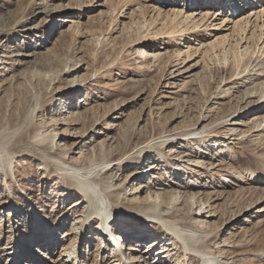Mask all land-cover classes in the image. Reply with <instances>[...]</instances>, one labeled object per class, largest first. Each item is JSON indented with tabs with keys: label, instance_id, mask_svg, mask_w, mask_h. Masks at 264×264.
I'll list each match as a JSON object with an SVG mask.
<instances>
[{
	"label": "rangeland",
	"instance_id": "rangeland-1",
	"mask_svg": "<svg viewBox=\"0 0 264 264\" xmlns=\"http://www.w3.org/2000/svg\"><path fill=\"white\" fill-rule=\"evenodd\" d=\"M129 1L0 0V264H129L131 256L138 260L133 264H200L155 219L158 206L166 220L210 234L208 248L224 250V261L264 264V213H258L264 185H246L252 175L264 176V132H255L246 117L258 111L264 93V76L256 74L264 73L261 25L254 17L249 41L238 44L242 2L239 13L226 9L210 21L216 32L202 27L176 34L154 9L168 11L165 3L175 1L200 19L212 5ZM235 81L246 83L232 89ZM231 129L226 151L232 152L221 154ZM196 133L206 136L205 144H197L202 134ZM48 135L55 144L42 142ZM169 136H177L175 144H151L141 163L117 165ZM7 143L10 159L2 150ZM90 155L115 160L103 176L112 197L152 217L127 223L113 213L121 249L104 235L97 215L88 217L84 195L50 172L55 163L73 166ZM223 171L242 182L216 185ZM180 180L198 187L178 188ZM174 197L175 207L169 205ZM133 241L141 242L140 252L128 250ZM63 250L71 257H60Z\"/></svg>",
	"mask_w": 264,
	"mask_h": 264
},
{
	"label": "bare ground",
	"instance_id": "bare-ground-1",
	"mask_svg": "<svg viewBox=\"0 0 264 264\" xmlns=\"http://www.w3.org/2000/svg\"><path fill=\"white\" fill-rule=\"evenodd\" d=\"M135 1H139V0H131V1H129V3L135 2ZM144 1L147 2V0H144ZM200 1H201V3H205L207 5H209V4L212 5L211 7L204 10L205 14L202 15L201 17H199L200 19H197L198 16H196V15L194 16L192 14H189L190 13L189 10L187 12H185L184 9L178 10V8H177L178 4H176L175 1L173 2L172 5L168 4V2L165 3L166 6L170 8L168 11H161V9H159V10L154 9V11L157 13V15L160 19H164L167 22H170V24L172 25L173 31L176 34H178L180 32L182 33V31L184 32V31H190V30H194V29L195 30L197 29L195 32H198L199 29H201L202 27L208 28L209 32L218 31L219 30L218 26H216V24H212V22L214 23V19H216L218 17H222L221 16V10L217 9V8H219L218 6L213 7V5H214L213 3H218V4H220V3L217 0H205L206 2H204V0H200ZM239 1H240L239 5L235 4L236 8L239 9L240 6H242V4L245 2L248 9L246 8V9L242 10V15H240L241 17H239V20L237 21V23L235 24V27H234V31H237V36L241 37L238 40V44L242 43L244 40H246V42L249 41L246 33H247V29L250 26L249 23L252 22V19L254 17H255L254 22H257V23L259 22V24L261 25V30H259L260 34H259L258 42L261 44H264V41H263V36H264V29H263L264 28V4L262 3V5L260 6V4H261L260 1L253 0L251 2H254V3L257 2V5L250 7V5H251L250 0H239ZM185 2L194 4V3H198L199 0H185ZM223 2L231 5L234 2H237V0H223L221 4H223ZM184 7H185V5L183 6V8ZM142 8H145L147 10L150 9V7H148V6L142 7ZM214 8H215V12L213 11ZM210 21H212V22H210ZM226 21H227V19H224L221 22V24L226 23ZM243 24H245V27ZM237 25H239L240 28H237ZM257 46H258V44H257ZM169 63L171 64V62H169ZM167 66H169L168 63H167ZM246 73H248V72H246ZM262 73L258 72L256 74H257V76H264V75H262ZM257 76H256V78H257ZM238 79L241 80L242 77L238 78ZM238 79L236 78V80H238ZM251 79L249 78V81H247V84H253ZM245 83L242 81H235V82H233V85L231 86V88L232 89H238ZM224 93L228 94L229 92H224ZM258 98L259 99H258L257 103L255 104V105H257L258 111H255L252 113L250 112L252 115L246 116V117L253 118L252 121L255 124L253 130L255 132L261 133V132H264V127H262L264 124V112H263V109H264V93L259 95ZM38 106H39V103H37V106L34 109L35 111H36V109H38ZM249 108H251V107H249ZM247 109L242 110V111H246ZM261 112H263V113H261ZM261 115H263V117L260 118ZM251 124L253 125L252 122H251ZM235 132L236 131L233 129H231V131L229 132V134H228L229 137L227 138V142H229V144L225 143L226 147L224 149L220 150L221 154L225 153V152H228V153L232 152V151H228V150L226 151V148H228L230 146V141L232 140V137L234 136ZM54 133L58 134V132H56V130H54L53 134ZM248 133H250V132H248ZM196 134H202L199 137L197 135V137H196L197 140L193 138L194 140L197 141V144H199V145L205 144L206 143L205 142L206 136L203 133H196ZM193 135H195V133H193ZM243 136H244V134H243ZM245 137H246V135H245ZM176 138H177V136H169L165 139L160 138L157 142H154V143L144 144L138 149V151H136V153L134 152L133 155L128 153L125 155V157L120 158L119 160L116 159V161L118 160L117 165L119 166V168H123L124 166H129L127 164L132 163V162H140L141 163L142 162L141 156L143 155L145 150L151 146V144L153 146H161L163 148L166 145L170 146L172 144H175L174 141L176 140ZM44 141L51 142L52 145L55 144V140L49 135L42 137V142H44ZM102 149H103V147H102ZM2 150L6 151L7 156L10 159L13 153H11L9 150V143L2 145ZM91 154H92V156H95V151H92ZM61 155L64 156V152H62ZM92 156L89 157L88 160L83 159L81 164H75L73 166L65 167L62 163H55L54 166H52V165L50 166L51 168L48 166H47V168H50V172L52 174L57 173L58 177L63 182H66L68 184V186L74 187L78 191V193L84 195V197L87 199L88 208L90 209V212L88 213V217H90L91 215H93V216L97 215V217H99L103 221L102 222V231H103L104 235H106L108 237H112L116 241L117 247H119L121 249V243L117 240L116 234L114 233V229L112 227L113 213H114L116 219H121V221H127V223H128V221L136 223V222L143 220V219L151 220L152 217L150 215L147 216L146 214L148 212H142L140 209H134L131 206L123 207L120 202H118L117 200H115L112 197V195L109 191L111 188L108 186L109 182H108V180L103 181V176L107 172L113 170V168H110V167L112 165V162L115 160L104 158V160H102L103 162H98V159L96 157H95V159H93ZM178 166L182 169L183 168H186L188 170L191 169L190 167H186L184 165L182 166V164H179ZM199 166L202 167L201 169H204L205 163L203 162V163L199 164ZM102 172H104V173H102ZM223 173L224 174L219 175L218 179L213 183H216V185L226 187V186H230V185L233 186L236 182L235 180L242 182V180L239 176H235L230 171H227V172L223 171ZM261 175H263V174H261ZM214 179H215V177L211 178V180H214ZM182 182H184V181L180 180L176 186H178V188H181V189L184 187V188H189L192 190H194L198 187L197 185L196 186H192V185H188V184L186 185ZM196 182H197V180H194L192 183L195 184ZM246 185L249 186L248 187L249 189H255L251 185H258V186L264 185V176H258L257 177V175H252V177H250L248 184L246 183ZM218 197H220V196H218ZM83 203H84V200H83ZM83 203H81V204H83ZM96 203H99L101 205V208L99 210H97V212H96ZM175 204H178V198L177 197H174L172 199V201L169 203V205H173L174 207H175ZM192 204H194V203H192ZM203 205H205V203ZM159 207L160 206H158L155 210H153V215H156L155 219H157L159 221V223L166 229V231H168L171 234V236H173L177 240V242L182 244L184 251L187 253V255H192L195 257V259L198 258L199 261L202 262V263L200 262V264H236L235 261H232L233 258H231V262H229L230 259H225V261L223 259H221V257H223L222 254H224V250L214 252L208 248V242H209L208 239L210 238V234H208L206 231H203V229L201 231L197 230L194 228L193 225H191L188 228H182L178 224V222L166 220L164 218V211L163 212L160 211ZM174 207H173V209H174ZM250 207H252V206H250ZM207 208L208 207H206V209ZM244 211H246V210H244ZM209 213H210V211L207 212V214H209ZM258 213H264V210L259 209ZM123 214H126L127 217L123 216ZM240 214L241 213L239 212V214H237L236 216H238ZM202 216H204V214H202ZM1 217H3V215H1ZM95 222H97L96 217L92 218L91 223L94 224ZM115 222H116V220H115ZM27 227L30 230V228L33 227V223H32V225L28 224ZM127 234L132 235V232H128ZM145 235H146L145 232H139V233L137 232V237L141 238V239H139V241L145 240V238L143 239V237H145ZM139 241H137V242L133 241V243L129 246L128 250L130 252H133V253L138 252V251L140 252L139 247L142 245L140 244L141 242H139ZM227 242L231 243V242H229V240H226L224 243L226 244ZM225 244L222 247H226ZM156 247L157 246L154 245L152 247V249H148V254L152 253L153 249H155ZM71 250H70V252H68L67 250H63V252L60 254V257L61 256H64L65 258H67L68 256L71 257ZM159 254H161V252H159ZM232 254L233 253L230 252L229 256ZM15 259L16 258H13L10 256L6 260L7 261L11 260V262L16 263ZM127 261L130 262L129 264H133L135 262H138V260H136L135 256H131L129 259H127ZM23 263L24 262H22V264ZM182 264H186V262H183Z\"/></svg>",
	"mask_w": 264,
	"mask_h": 264
}]
</instances>
